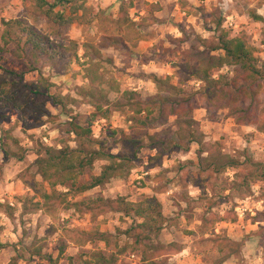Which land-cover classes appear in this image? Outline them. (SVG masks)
<instances>
[{"label": "rangeland", "instance_id": "obj_1", "mask_svg": "<svg viewBox=\"0 0 264 264\" xmlns=\"http://www.w3.org/2000/svg\"><path fill=\"white\" fill-rule=\"evenodd\" d=\"M262 3L263 0L234 1L236 10L246 15L257 11ZM133 4L136 5L131 0H87L88 10L83 15L80 12V18L74 24L62 26L46 17L38 8L37 0H0L2 44V37L9 29L6 23L19 21L13 23L11 42L0 54V86L4 89H0V264H56L57 259L59 264H87L95 252L117 256V264H135L131 255L137 254L141 260L136 264H146L144 258L149 241L136 243L138 233L135 229L132 236L127 233L143 219L128 216L108 205L67 209L55 203L49 206V213L36 206L43 201L44 192H51L38 174L37 159L47 148L76 147L75 136L69 132L70 121L75 119L86 125L93 121L95 113L87 104L88 96L82 93L84 85L59 72L81 70L77 58L84 51L79 42L87 41L97 48L107 47L101 57L103 71L123 82L122 73L128 66L122 64L123 57H120L126 50L123 41L138 35L135 24L139 19L134 17L138 16L139 8L131 11L129 7ZM193 12L203 15L206 24L215 26L222 21L225 25L226 19L219 6H196ZM152 21L154 19L146 21L145 26H150ZM256 23L247 15L239 27L229 25L231 27L226 29L232 37L245 35L248 38L264 69V21L258 22L259 25ZM23 26L34 27L50 37L45 48L51 57L33 55L32 48L26 44L27 35L21 30ZM193 29H184L186 48L198 45L203 47L201 50L216 54L211 48L217 42L218 32L205 33L210 43L203 45ZM168 43L178 50L177 42L169 39ZM159 55L162 53L154 58L174 67L179 60L182 62L181 70L177 73L175 68L173 71L175 86L191 93L203 88L204 83L195 78L183 80L192 73V68L183 65V53L177 51L175 54L181 59H174V54L169 53H163V57ZM233 70L234 67H225L214 70L213 74L231 77ZM153 76L150 78L155 82ZM42 78L50 87L39 95L33 94L30 86ZM148 84H144L146 90L141 92L144 99L159 93L157 84L155 91L149 90ZM54 99L63 103L56 104ZM258 100L263 123L264 92ZM132 116L131 111L124 110L113 112L106 123L97 124L96 120L93 132L99 140L98 146L114 154H133L137 146L129 143L125 135L147 142V134L164 129L172 135L178 129L176 116H172L165 126L143 129L135 127ZM192 117L206 136L207 148L214 149L218 143L225 154L243 160L247 155L264 162V133L258 125H238L237 117L232 116L228 108H212L201 98L196 99ZM192 146L193 152L187 156H182L180 151L173 152L165 157L162 166L153 169H148V165L156 152L144 148L138 154L130 176L113 179L102 187L70 197V200L82 202L98 197L108 200L122 197L131 202L148 198L160 200L168 222L159 237L161 250L156 252L163 254L161 259L165 264H264V181H254L253 193L247 197L219 186L198 187L195 181L199 146ZM102 164L98 162L95 170L81 176L79 183H87L99 175ZM235 172L231 168L221 180L231 187ZM59 190L65 192L68 189L59 187ZM62 250L64 254L60 255Z\"/></svg>", "mask_w": 264, "mask_h": 264}, {"label": "trees", "instance_id": "obj_2", "mask_svg": "<svg viewBox=\"0 0 264 264\" xmlns=\"http://www.w3.org/2000/svg\"><path fill=\"white\" fill-rule=\"evenodd\" d=\"M37 4L46 17L62 26L74 24L80 18V12L86 11L85 1L81 2V0L53 2L37 0ZM254 18L264 21L261 16L254 15ZM18 22L6 23L9 29L2 37L4 43L0 42V54L6 51V47L11 42L10 33L13 23L18 24ZM21 30L27 35L26 44L32 48L33 55L51 57L49 50L45 48L50 40L49 36L42 35L34 27L24 28L23 26ZM217 32V42L211 48L216 54L201 50L200 46H194L184 52L183 65L192 68V73L183 80L195 78L204 83L203 88L195 93L173 85L170 78L155 77L159 93L143 99L137 91L122 90L117 79L103 71L100 50H92L91 54H93L89 55L85 62H81L78 58L85 77L89 80L88 86L82 88V93L88 96L87 102L95 109L93 121L84 125L72 119L69 123V132L75 136L77 146L67 145L61 149L47 148L45 154L37 159L38 174L51 190V192L43 193L42 202L36 203L38 210H46L49 213V206L55 203L64 205L67 209L83 205L92 209L93 206L108 205L128 216L133 215L143 219V222L132 226L127 233L132 236V230L135 229L138 233L136 243L143 244L149 241L147 255L144 258L146 264H165L161 259L163 254L156 252L161 250L159 237L168 222L164 204L160 200L148 198L140 202H131L122 197L115 200L98 197L82 202H72L70 197L102 187L113 179H124L130 176L138 154L144 148L156 152L150 158L148 165V169H153L162 166L165 157L173 152L189 154L193 144L199 146L196 152L199 163L195 181L198 186L206 188L219 186L224 190H236L242 197L250 196L253 193V182L264 181V162L256 161L247 155H244L243 160L225 154L218 143L214 145V149L207 148L206 136L196 126L197 121L192 117L196 99L201 98L212 108H228L230 114L237 117L238 125L256 124L264 133V122H261L262 111L260 107H257L258 99L264 92V69L259 65L256 48L245 35L232 37L230 31L223 27L222 21L219 22ZM198 41L203 45L210 43L207 39L199 38ZM225 67H234L231 77L227 74L214 76V70ZM12 73L16 74V72ZM30 87L33 94L39 95L48 89L50 84H46L45 78H42L40 82ZM0 89L3 87L0 86ZM55 103L63 102L57 99ZM124 110L132 112V120L137 128L165 126L172 116H176L178 129L172 132V135L164 129L155 134H147V142L144 139L125 135L129 143L137 146L133 154L121 155L107 152L98 146L99 140L93 132V123L98 117L109 119L114 111ZM98 162L103 163L101 173L93 176L89 182L80 184V177L88 171L95 170ZM190 162L196 163L194 160ZM231 168L236 172L230 187L221 180V177ZM59 187H66L68 190L60 191ZM63 254L64 250L60 255ZM55 263L59 264V260H55ZM86 263L117 264L118 258L115 255L108 256L103 252H95Z\"/></svg>", "mask_w": 264, "mask_h": 264}, {"label": "crops", "instance_id": "obj_3", "mask_svg": "<svg viewBox=\"0 0 264 264\" xmlns=\"http://www.w3.org/2000/svg\"><path fill=\"white\" fill-rule=\"evenodd\" d=\"M86 1V11L88 10L87 0ZM81 1V2H82ZM136 5H131L129 9L131 11L139 8L138 16L134 18L139 22L135 24L136 29L138 30V35L129 39L128 41H123L125 45V53L120 57H123L122 64L128 65L127 68H124V81L119 77L117 81L119 82L122 90H134L141 94L143 89L146 90L144 84H148L147 82H151L152 84H148L149 90H156V83L150 76L161 77L164 79L170 78L171 83L173 82L172 77L174 76L173 71L177 68V73L181 70L180 65L182 62L177 63V65L172 66L171 64H167L163 60L160 61L155 59L154 56H157L159 53H162L160 57H163V53L174 54L172 58L181 59L177 55H175L178 51V54H184L187 50L191 49L196 45H190L186 48L185 44L187 43L186 30L185 28H194L195 36H201L200 39L206 40L208 38L207 34L216 32L219 22L213 26L212 24H206L203 21V15H197L193 11H195L196 6L200 7H209L212 8L214 6H219L221 11L225 16V25L224 28L234 26H240V23L243 19H246L247 15L251 16L259 25L258 21L254 18V15L261 16L264 19V0L262 6L257 8V11H251L250 14L241 13L235 8L234 1L235 0H131ZM147 2L149 4L147 5ZM143 3L144 5H141ZM214 5V6H213ZM146 7V8H145ZM82 15L85 11H81ZM241 18H243L241 20ZM154 19L150 26H145V22ZM79 22V21H78ZM136 23L135 21H133ZM183 23V24H182ZM231 25V26H229ZM187 26V27H186ZM213 26V27H212ZM213 30V31H212ZM198 31V32H197ZM207 33V34H205ZM198 38V39H199ZM171 39L174 42H177L175 47L178 48L176 50L173 47V44L168 43V40ZM208 40V39H207ZM82 46V51L79 54V58L85 62L88 60L89 55H92V50H100L104 55V52L107 47L97 48L94 44L90 42H79ZM90 46H94V48H89ZM198 46V45H197ZM203 48V47H200ZM144 55H147L146 57ZM143 56V57H142ZM148 56H153V58H147ZM158 56V57H159ZM143 58L142 61L139 59ZM78 59V58H77ZM129 60H132L131 64L127 63ZM126 62V63H125ZM81 66V65H80ZM81 70L76 71H61L59 74L61 76H68L72 80L80 81L84 87L88 86L89 80L85 77V73L80 67ZM150 73V76H149ZM177 78V77H176ZM52 81V80H51ZM50 81V82H51ZM202 82V81H201ZM53 83V82H52ZM79 83V82H78ZM173 84V83H172ZM177 84V83H176ZM144 85V86H143ZM175 85V84H173ZM152 87V88H151ZM159 90V89H158ZM153 96L150 94L147 98ZM144 99V98H143ZM91 106L89 103H87ZM92 107V106H91ZM94 108V107H93ZM95 110V109H94ZM117 111H114L116 113ZM113 114V113H112ZM106 123L108 119L98 117L96 123ZM193 152V151H191ZM182 156H187L181 153ZM190 154V153H189ZM198 186V185H197ZM200 187V186H198Z\"/></svg>", "mask_w": 264, "mask_h": 264}, {"label": "built area", "instance_id": "obj_4", "mask_svg": "<svg viewBox=\"0 0 264 264\" xmlns=\"http://www.w3.org/2000/svg\"><path fill=\"white\" fill-rule=\"evenodd\" d=\"M45 140L48 141L47 138H46ZM131 258L135 261V264H136L137 262H139V260H141L140 256L137 255V254H132V255H131Z\"/></svg>", "mask_w": 264, "mask_h": 264}]
</instances>
